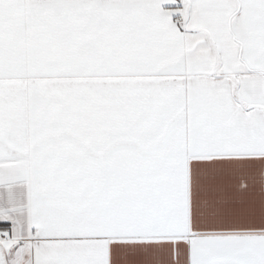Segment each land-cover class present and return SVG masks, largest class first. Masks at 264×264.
I'll list each match as a JSON object with an SVG mask.
<instances>
[{
    "label": "snow or ice",
    "instance_id": "6c2138e0",
    "mask_svg": "<svg viewBox=\"0 0 264 264\" xmlns=\"http://www.w3.org/2000/svg\"><path fill=\"white\" fill-rule=\"evenodd\" d=\"M0 264H264V0H0Z\"/></svg>",
    "mask_w": 264,
    "mask_h": 264
}]
</instances>
